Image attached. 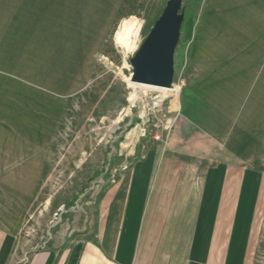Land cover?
Here are the masks:
<instances>
[{
    "label": "rangeland",
    "instance_id": "374dc122",
    "mask_svg": "<svg viewBox=\"0 0 264 264\" xmlns=\"http://www.w3.org/2000/svg\"><path fill=\"white\" fill-rule=\"evenodd\" d=\"M170 1L0 0V134L12 126L1 122L6 117L32 115L46 136L28 158L42 172L17 219L14 264H23L59 229H80L82 237L89 202L100 198L119 171L146 159L151 149L167 147L184 118V91L202 69L223 77L228 98L235 63L244 53L254 59L255 75L264 76V0H182L171 75L178 90L142 92L131 81L132 61ZM127 21L139 26L129 49L116 38ZM27 33L47 40L9 43ZM24 83L35 87L41 101L25 100L28 94L17 87ZM262 109L255 115L260 122ZM218 158L226 155L205 163L217 164ZM257 164L264 170V156ZM12 175L0 172V178ZM3 207L11 204L0 200ZM259 244L253 264H264V227Z\"/></svg>",
    "mask_w": 264,
    "mask_h": 264
},
{
    "label": "crops",
    "instance_id": "0c3cea01",
    "mask_svg": "<svg viewBox=\"0 0 264 264\" xmlns=\"http://www.w3.org/2000/svg\"><path fill=\"white\" fill-rule=\"evenodd\" d=\"M26 36L9 43L47 38ZM244 54L235 63L230 98L223 77L202 69L184 91V118L167 147L151 149L108 180L86 208L81 238L80 229H59L23 264H253L264 227V170L257 164L264 156V128L254 125L264 123L255 117L264 107V76L255 75L254 59ZM24 84L17 87L28 94L25 100L41 101L35 87ZM1 122L12 126L0 134V172L13 175L0 178V200L11 204L0 210V264H14L17 219L42 172L28 158L46 136L32 115ZM220 154L225 160L205 163Z\"/></svg>",
    "mask_w": 264,
    "mask_h": 264
},
{
    "label": "water",
    "instance_id": "95a60500",
    "mask_svg": "<svg viewBox=\"0 0 264 264\" xmlns=\"http://www.w3.org/2000/svg\"><path fill=\"white\" fill-rule=\"evenodd\" d=\"M182 0H171L149 39L133 59L132 82L172 86L173 53L183 15L179 14Z\"/></svg>",
    "mask_w": 264,
    "mask_h": 264
},
{
    "label": "bare ground",
    "instance_id": "6f19581e",
    "mask_svg": "<svg viewBox=\"0 0 264 264\" xmlns=\"http://www.w3.org/2000/svg\"><path fill=\"white\" fill-rule=\"evenodd\" d=\"M136 24H137L136 21H129V22L127 21L121 24L116 37L119 44L129 49L130 45L133 43L134 39H136L135 37H137L138 34L139 26ZM133 84L141 88L142 92L144 91L145 93L149 90H156V89L161 92H170L173 90H178L176 86L167 87V86H159V85L136 83V82H133Z\"/></svg>",
    "mask_w": 264,
    "mask_h": 264
}]
</instances>
